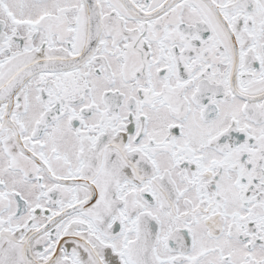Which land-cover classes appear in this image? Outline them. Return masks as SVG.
I'll list each match as a JSON object with an SVG mask.
<instances>
[{
    "label": "snow or ice",
    "instance_id": "6c2138e0",
    "mask_svg": "<svg viewBox=\"0 0 264 264\" xmlns=\"http://www.w3.org/2000/svg\"><path fill=\"white\" fill-rule=\"evenodd\" d=\"M0 264H264V0H0Z\"/></svg>",
    "mask_w": 264,
    "mask_h": 264
}]
</instances>
